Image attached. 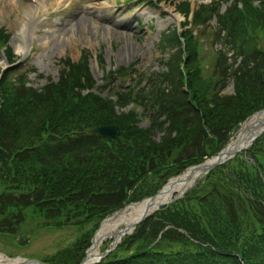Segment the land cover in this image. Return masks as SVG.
Returning a JSON list of instances; mask_svg holds the SVG:
<instances>
[{"label": "trees", "instance_id": "1", "mask_svg": "<svg viewBox=\"0 0 264 264\" xmlns=\"http://www.w3.org/2000/svg\"><path fill=\"white\" fill-rule=\"evenodd\" d=\"M254 1L213 0L197 9L195 23L216 15L212 36L222 45L207 77L199 40L192 29L178 28L162 34L161 69L141 72L132 88L117 87L115 102L92 92L83 95L96 83L87 50L77 61L62 60L58 80L42 87L28 85L29 71L14 81L5 73L0 232L32 241L29 234L37 237L43 229L86 228L42 257L53 264H80L103 218L218 153L240 123L264 108V45H259L264 0L258 6ZM178 9L187 13L189 1ZM9 39L10 33L1 30L0 55L14 62ZM230 80L235 93H222ZM132 102L145 107L148 127H140L136 110L117 113V105ZM111 123L121 128L117 138L92 132ZM96 264H264V134L250 149L213 168L182 199L141 222Z\"/></svg>", "mask_w": 264, "mask_h": 264}, {"label": "rangeland", "instance_id": "2", "mask_svg": "<svg viewBox=\"0 0 264 264\" xmlns=\"http://www.w3.org/2000/svg\"><path fill=\"white\" fill-rule=\"evenodd\" d=\"M37 1L0 0V27L6 28L10 33L9 43L23 67L35 68V72L28 76L31 85L42 87L48 78L57 80L63 66L62 60L71 58L77 61L81 58V51L86 49L91 54V66L96 80L100 85L108 84V89L113 90L117 85L130 81V77L120 75L119 71L124 67L136 64V74L161 68L164 54L159 38L163 31L179 25L174 14L177 3L183 0L163 1L158 5L146 0ZM191 1L198 6L211 0ZM180 19L184 21L183 16ZM216 23L214 17L207 33L215 28ZM61 28L70 32L61 34ZM206 37L209 38V43L205 45L206 41H203L201 54H205L204 70L208 74L209 67L214 63L215 43L211 36ZM61 43L64 45L60 46ZM99 53L103 54L104 62H99ZM0 66L8 67L4 54L0 55ZM109 71H115V76L113 80L106 82ZM133 78L134 75L131 79ZM224 92H234L232 82ZM130 108L132 106L124 110ZM140 124L146 127L149 121L142 119ZM159 136L160 134L157 136L158 140ZM91 229L92 225L87 227V230ZM43 230L37 233V237L36 234H29L32 241L21 235L14 237L0 232V252L41 259L73 242L85 229L72 227ZM19 238L28 245L21 244Z\"/></svg>", "mask_w": 264, "mask_h": 264}, {"label": "bare ground", "instance_id": "3", "mask_svg": "<svg viewBox=\"0 0 264 264\" xmlns=\"http://www.w3.org/2000/svg\"><path fill=\"white\" fill-rule=\"evenodd\" d=\"M60 30L62 31L61 34L70 32V30H67L65 28H61ZM62 45L64 44L61 43L60 46ZM263 126L264 113L252 117L250 121L245 124L243 131L240 132L236 140L232 144H230L229 147L233 148L235 145L242 146L248 143L253 135ZM203 176L204 173L201 168L196 166L190 168L182 176L171 180L167 185L166 190L160 195V198L166 199L170 197L174 191L183 189L191 182L199 180ZM153 205L154 204L145 199L143 201L131 204V206L127 207L123 212H119L115 217L108 219L98 231L90 250L89 257L94 258L100 252V247L106 240V238L118 236L125 229L132 227L134 223L139 219V217L142 216V214L153 209ZM6 262H9V260H7L5 256L0 255V264H9Z\"/></svg>", "mask_w": 264, "mask_h": 264}, {"label": "water", "instance_id": "4", "mask_svg": "<svg viewBox=\"0 0 264 264\" xmlns=\"http://www.w3.org/2000/svg\"><path fill=\"white\" fill-rule=\"evenodd\" d=\"M264 112V109L257 112L256 114L259 115L261 113ZM255 114V115H256ZM246 122H244V126L241 127L240 132L243 131L244 127H245ZM264 131V127L262 129H260L251 139V141L249 143H247L246 145L243 146H239V145H235L233 148H230L229 145L224 148L221 152H219L217 155L213 156L211 159L207 160L205 163H202L200 165H198L199 168L202 169V171H209L211 168H213L214 166H217L219 164H222L224 162H226L227 160L231 159L232 157H234L238 152L249 148L253 142L255 141V139ZM94 133H97L98 135L102 136V137H108V138H115L118 136L119 132H120V128L119 126L115 125V124H109V125H101L98 126L96 128L93 129ZM209 161V162H208ZM190 184L187 185L186 187H184L183 189H181L178 193L177 197H182L185 192L190 188ZM165 187L162 188L160 191H158V193L152 197H150V201H153L156 197H158L159 195H161V193H163ZM176 197V198H177ZM176 198H169V199H165V200H158L153 205V210L158 209L160 206L165 205V204H169L170 202L174 201ZM152 211H148L144 214H142V216L139 217V219L134 223L133 228L130 230H126L124 233H129L132 232L136 226L138 225V223L142 220H144L146 217H148ZM115 217V215L109 217V218H113ZM101 228V227H100ZM118 239H116L114 241V245H116V243H118ZM92 246L90 247V249L87 251V256L84 258L83 262L81 264H92L95 261L99 260L101 257H103L105 254H99L97 257L95 258H90L89 254H90V250H91ZM7 260H9V264H46L45 262H43L42 260H38V259H28V258H7ZM5 264V263H4Z\"/></svg>", "mask_w": 264, "mask_h": 264}]
</instances>
